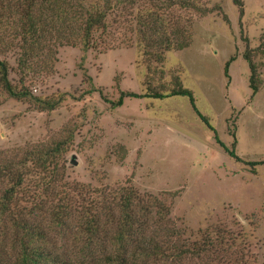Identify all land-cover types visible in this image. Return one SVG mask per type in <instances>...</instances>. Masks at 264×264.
<instances>
[{"label":"rangeland","instance_id":"374dc122","mask_svg":"<svg viewBox=\"0 0 264 264\" xmlns=\"http://www.w3.org/2000/svg\"><path fill=\"white\" fill-rule=\"evenodd\" d=\"M242 2L241 16L232 0L201 1L199 6L210 10L205 14L175 9L190 43L164 52L162 62L148 63L125 27L111 28L95 48L54 45L52 61L42 67L32 62L36 67L23 72L17 49L2 52L14 85L19 88L23 76L31 95L61 98L55 108L43 110L0 87V163L19 159L35 146L66 140L57 162L67 186L133 187L145 202L157 198L168 205L170 221L185 237L207 233L215 238L221 230L224 243L213 241L216 254L186 258L183 264H217L221 258L264 264V165L252 169L245 163L264 159V49L258 51L264 0ZM246 49L256 50L253 61L261 78L253 97ZM231 56L227 77L224 67ZM148 66L157 70L156 86L181 80L207 121L187 96L145 97ZM121 92L138 95L124 96L117 104ZM232 133L234 151L244 162L219 145L231 149ZM73 155L77 165L70 163ZM75 226L72 220L51 236L60 250L78 255L83 239H76Z\"/></svg>","mask_w":264,"mask_h":264},{"label":"trees","instance_id":"16d2710c","mask_svg":"<svg viewBox=\"0 0 264 264\" xmlns=\"http://www.w3.org/2000/svg\"><path fill=\"white\" fill-rule=\"evenodd\" d=\"M201 1L0 0V87L10 97L31 100L40 109L51 110L61 97L43 99L31 95L23 76L22 85L19 88L14 85L2 52L17 49L18 69L23 72L52 61L54 45L81 44L84 49L95 48L111 28L125 27L148 63L162 62L164 52L183 49L190 43L188 30L177 23L173 11L197 9L205 14L210 10L199 6ZM232 2L241 16L242 0ZM261 48L264 49V33L258 51ZM255 52L246 49L243 53L249 70L250 97L261 84L253 61ZM234 59L231 56L225 63L227 77L228 66ZM32 62L36 65L32 66ZM156 73V68L148 66L145 97L187 96L197 115L207 121L195 107L193 92L181 80L173 79L171 87L156 86L153 83ZM137 95L121 92L116 103L121 104L124 96ZM232 136L231 149L220 141L219 145L231 157L244 162L234 151V133ZM66 143L57 140L35 146L19 159L0 163V184H7L0 189V264H183L186 258L216 254V240L219 245L224 243L221 230L215 238L207 233L198 239L185 237L184 230L170 221L168 205L157 198L145 202L133 187L106 191L91 190L83 184L67 186L64 174L58 172L57 162ZM245 163L253 169L264 165V159ZM72 220L76 221V239H83L78 255L70 253L68 248L60 250L51 236L57 227ZM217 264H237V260L231 263L221 258Z\"/></svg>","mask_w":264,"mask_h":264},{"label":"water","instance_id":"95a60500","mask_svg":"<svg viewBox=\"0 0 264 264\" xmlns=\"http://www.w3.org/2000/svg\"><path fill=\"white\" fill-rule=\"evenodd\" d=\"M70 163L74 164V165L78 164V161H77V159H76V157L74 155L70 158Z\"/></svg>","mask_w":264,"mask_h":264}]
</instances>
